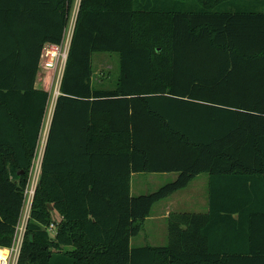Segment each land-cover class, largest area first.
Returning a JSON list of instances; mask_svg holds the SVG:
<instances>
[{
	"label": "trees",
	"instance_id": "obj_1",
	"mask_svg": "<svg viewBox=\"0 0 264 264\" xmlns=\"http://www.w3.org/2000/svg\"><path fill=\"white\" fill-rule=\"evenodd\" d=\"M75 1L46 0V44L62 43ZM96 52L120 56L112 90L93 86ZM6 65L0 248L12 245L50 97L34 89L37 69ZM60 92L18 264H264V0H82ZM141 173L177 178L131 196ZM201 174L212 215L231 184L253 190L251 225L173 213L167 245L132 248L154 204Z\"/></svg>",
	"mask_w": 264,
	"mask_h": 264
},
{
	"label": "crops",
	"instance_id": "obj_2",
	"mask_svg": "<svg viewBox=\"0 0 264 264\" xmlns=\"http://www.w3.org/2000/svg\"><path fill=\"white\" fill-rule=\"evenodd\" d=\"M81 1L82 0L75 1V8L73 7L70 22L63 39V41L69 44L70 47L77 23ZM101 1L106 2V0ZM5 7L6 8H4V10L3 7L0 8V68H2L3 63L6 61L7 65L5 67L13 69L16 72H33L37 69L36 78L34 79V89L37 91H47L50 95L44 119L40 127L36 153L28 178L27 189L33 191L36 190L35 188H37L40 183L43 161L52 131L56 106L58 99L61 96L60 88L65 68L62 71V76L57 85V91L53 93V78H51L49 88L47 89L46 80L48 72L44 71L42 68V52L44 45H46V32L51 25V19L48 21V7L46 0H13V2L10 3V6L6 4ZM119 61L120 56L115 52L94 53V88L100 87L101 89L107 90L115 88L117 79H119ZM49 73L51 76L56 74V72ZM27 81H29L28 78L18 82L21 85L27 83ZM21 174H23V172L19 173V175ZM144 175L145 174H133L131 176V196L136 197L151 193L154 190L149 187L150 185H152V187H160L163 183H170L169 181H174L177 178L176 174H151V177H149L150 179L143 180ZM199 178H202V181L196 186H192L193 182L200 180ZM118 182L121 184V179H118ZM219 182L220 180L217 181V186H219ZM211 183L212 178L209 175L201 174L193 179L185 188L192 189V191L188 193V196L177 200L176 197L173 198V196L177 193L176 192L175 194L155 203L150 216L145 220L140 233L131 238V247H159L167 245L169 218L173 213H183L191 216L197 215L203 218L210 215L209 225H215V228L218 230L221 228L219 225H251L249 224V220L253 218V214L256 210H258L256 207L257 197L253 190L239 189L236 182L231 184L232 189L229 191L228 198L219 202V205L215 208V213L212 215L210 202ZM249 185L251 186V184ZM224 192L225 191H220L217 195L220 196ZM259 196H261L262 203H264V193H260ZM223 207H227L229 212L225 211ZM263 207L264 206L262 205V209ZM27 210L28 208L24 204L19 224L25 223V220L28 222L31 209L29 210V214ZM52 212V216L57 222L64 219L54 209H52ZM149 225L153 226L151 233L148 228ZM183 225H190V223L187 224V222H184ZM201 225H207L204 219ZM259 225H264V222L260 221ZM148 232L151 237H147L146 240L140 241L137 244L135 243V239L139 238V235L142 233L148 234ZM152 237L160 238V242L152 243Z\"/></svg>",
	"mask_w": 264,
	"mask_h": 264
},
{
	"label": "built area",
	"instance_id": "obj_3",
	"mask_svg": "<svg viewBox=\"0 0 264 264\" xmlns=\"http://www.w3.org/2000/svg\"><path fill=\"white\" fill-rule=\"evenodd\" d=\"M69 50L70 46L65 41H62L60 44L47 43L42 52L43 70L46 72L63 71L66 67ZM34 194V190L32 191L26 189L24 204L28 208V214L33 204ZM28 222L25 220V223L17 225L15 228L12 245L10 247L0 248V264H18L24 246ZM56 231V224H51L48 227V232L50 233L51 237H55Z\"/></svg>",
	"mask_w": 264,
	"mask_h": 264
},
{
	"label": "rangeland",
	"instance_id": "obj_4",
	"mask_svg": "<svg viewBox=\"0 0 264 264\" xmlns=\"http://www.w3.org/2000/svg\"><path fill=\"white\" fill-rule=\"evenodd\" d=\"M78 1V0H77ZM211 2V1H210ZM206 6V5H205ZM75 8V7H74ZM115 72H118V71H115ZM53 76V77H52ZM51 76V74L48 72L47 73V80H46V88L48 89L49 88V83H50V81H51V78H53V81H54V86H53V93H55L56 91H57V85H58V83H59V81H60V78H61V76H62V71H57L56 72V74L55 75H52ZM141 174H145V173H141ZM151 174H145L144 175V178H143V180H147V179H150L149 177H151L150 176ZM200 180H196L195 182H193L192 183V186H196L199 182H201L202 181V178H199ZM173 181V180H172ZM172 181H169V182H172ZM144 184H145V181H144ZM165 184H167V182H165V183H163V185H161L160 187H158V186H155V187H152V185H150L149 187L150 188H152L154 191H156V190H158L159 188H161L162 186H164ZM36 190H37V188H35ZM36 190H34V193H36ZM152 191V190H151ZM154 191H152V192H154ZM192 191V189L191 188H187V189H183V190H181V191H178L176 194H175V196H173V198L174 197H176L177 198V200L178 199H183L185 196H188L189 194V192H191ZM34 197H35V194H34ZM172 198V199H173ZM183 204V203H182ZM31 209H32V207H31ZM181 210H183V209H181ZM19 223H20V220H19ZM18 223V224H19ZM149 231H150V233L152 232V229H153V226L152 225H149ZM155 228V227H154ZM150 233L148 232V234H141V235H139V238H136L135 239V243L137 244L138 242H140V241H144V240H146V238L148 237H151V235H150ZM146 235V236H145ZM152 243L153 242H156V243H158V242H160V238H156V237H152V241H151ZM136 247V246H135Z\"/></svg>",
	"mask_w": 264,
	"mask_h": 264
}]
</instances>
